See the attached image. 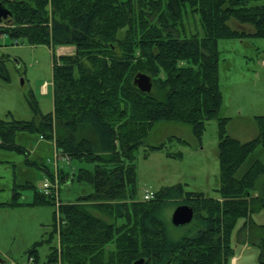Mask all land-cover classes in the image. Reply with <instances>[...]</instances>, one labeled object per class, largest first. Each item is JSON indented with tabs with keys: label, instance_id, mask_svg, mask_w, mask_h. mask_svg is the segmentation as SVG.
Returning <instances> with one entry per match:
<instances>
[{
	"label": "trees",
	"instance_id": "16d2710c",
	"mask_svg": "<svg viewBox=\"0 0 264 264\" xmlns=\"http://www.w3.org/2000/svg\"><path fill=\"white\" fill-rule=\"evenodd\" d=\"M259 1L3 0L9 27L0 29V35L31 46L75 48L72 55L53 61L51 112L40 114L32 103L36 118L0 119L1 149L23 152L16 134L38 133L53 139L67 159L95 163L93 173L79 174L93 184V193L58 207L59 245L50 247L49 261L230 264L237 220H243L241 232L251 233L249 217L264 209V165L250 158L256 148H264V115L253 117L257 133L249 141L227 135L229 118L218 116L217 43L264 38V3ZM191 19L196 23L188 36ZM229 21L251 31L233 29ZM137 73L151 78L149 93L133 86ZM0 77L5 78L1 67ZM211 119L217 121L218 198L177 184L154 192L149 200L135 199L127 187L135 151L164 148L146 145L153 126L184 124L199 138ZM16 199L14 194L10 204H18ZM36 199L51 200L39 194ZM171 203L192 208L193 232L170 237L163 211ZM263 243L257 264H264Z\"/></svg>",
	"mask_w": 264,
	"mask_h": 264
},
{
	"label": "rangeland",
	"instance_id": "374dc122",
	"mask_svg": "<svg viewBox=\"0 0 264 264\" xmlns=\"http://www.w3.org/2000/svg\"><path fill=\"white\" fill-rule=\"evenodd\" d=\"M262 3L264 0L257 2ZM195 23L191 19L186 25L188 36L194 32ZM228 24L233 29L251 31L250 26H239L234 21ZM17 41L14 43L8 36L0 38V67L5 74V78L0 77V119L29 121L36 118L32 103L40 114L52 110V65L61 56L58 53L66 49L60 51L63 48L31 46L20 39ZM217 49L222 94L218 116L229 118L227 135L247 142L257 133L253 117L264 115V38L221 39ZM145 142L147 146L164 144V148L145 151L140 147L135 151L134 176L127 183L135 199L143 200L144 190L157 192L177 184L184 191L218 198L220 175L215 119L206 122L199 138L192 135L187 125L159 122ZM15 143L23 152L0 148V264H60L59 260L49 261L50 247L59 245L56 233L59 208L52 200L46 199L50 204L39 201L36 194L40 195L44 179L51 181L56 167L58 203L75 202L93 193V184L80 179L79 174L82 171L93 173L95 163L79 158L66 159L53 139L38 133L18 132ZM250 158L264 165V148H256ZM245 169L243 167L237 176ZM14 194L18 204L12 205ZM177 206L171 203L163 211L172 239L196 228L193 220L182 227L171 224V214ZM248 221L252 225L251 233L248 229L241 232L243 220H237L231 232L233 258L230 264H234V259L235 264L258 263L259 246L264 242V209L252 213ZM51 233L52 240L49 239Z\"/></svg>",
	"mask_w": 264,
	"mask_h": 264
},
{
	"label": "water",
	"instance_id": "95a60500",
	"mask_svg": "<svg viewBox=\"0 0 264 264\" xmlns=\"http://www.w3.org/2000/svg\"><path fill=\"white\" fill-rule=\"evenodd\" d=\"M9 12L3 4V0H0V21L5 20L9 16ZM133 86L141 93H149L152 88L151 78L144 73H137L133 77ZM194 212L189 205L177 206L170 218V222L174 227H182L189 224L193 219ZM143 259H139L133 262V264H142Z\"/></svg>",
	"mask_w": 264,
	"mask_h": 264
},
{
	"label": "built area",
	"instance_id": "2783aa9c",
	"mask_svg": "<svg viewBox=\"0 0 264 264\" xmlns=\"http://www.w3.org/2000/svg\"><path fill=\"white\" fill-rule=\"evenodd\" d=\"M1 27H9L8 25H5L4 23H0V28ZM3 38H6L7 35L3 34ZM14 43H17L16 40H14ZM57 157V155L55 156ZM67 159V158H66ZM55 165V163H54ZM41 196L43 197H49L55 202L56 207L59 205V200H58V179H57V174L54 172V174L51 176V181L48 179H44V182L42 184V189L40 192ZM154 193L149 190H144L143 193V200H149L153 197Z\"/></svg>",
	"mask_w": 264,
	"mask_h": 264
},
{
	"label": "crops",
	"instance_id": "0c3cea01",
	"mask_svg": "<svg viewBox=\"0 0 264 264\" xmlns=\"http://www.w3.org/2000/svg\"><path fill=\"white\" fill-rule=\"evenodd\" d=\"M59 48H63V49H66V51H64V52H62V53H58L59 55H72L74 52V47H69V46H67V47H59ZM51 99H52V95H51ZM52 111V110H51ZM50 111V112H51ZM222 118H226V117H224V116H222ZM253 123H254V121H253ZM235 139V138H234ZM236 140H238L237 138H236ZM239 141V140H238ZM249 141V140H248ZM240 142V141H239ZM57 169H58V167H57ZM54 171H55V169H54ZM53 171V172H54ZM57 172H58V170H57ZM242 229V228H241ZM234 260H236V259H234ZM233 260V261H234ZM234 264H235V262H234Z\"/></svg>",
	"mask_w": 264,
	"mask_h": 264
},
{
	"label": "bare ground",
	"instance_id": "6f19581e",
	"mask_svg": "<svg viewBox=\"0 0 264 264\" xmlns=\"http://www.w3.org/2000/svg\"><path fill=\"white\" fill-rule=\"evenodd\" d=\"M7 23V22H6ZM7 25H9L8 23H7ZM65 49H60V51H64ZM233 262H235V260L233 261Z\"/></svg>",
	"mask_w": 264,
	"mask_h": 264
}]
</instances>
